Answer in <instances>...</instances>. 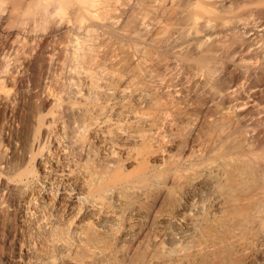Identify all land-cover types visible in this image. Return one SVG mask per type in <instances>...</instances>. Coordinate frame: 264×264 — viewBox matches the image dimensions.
I'll list each match as a JSON object with an SVG mask.
<instances>
[{"label":"bare ground","instance_id":"bare-ground-1","mask_svg":"<svg viewBox=\"0 0 264 264\" xmlns=\"http://www.w3.org/2000/svg\"><path fill=\"white\" fill-rule=\"evenodd\" d=\"M71 1L37 3L52 15ZM10 4L0 0V33ZM183 30L169 38L171 55L163 67L170 84L161 86L166 97L149 83L161 75L152 69L141 78L135 71L134 65L147 60L141 44L136 64V54L123 55L103 38L102 59L119 73L110 87L82 88L90 104L69 102L46 113L47 107L37 104L30 137L20 124L10 157L0 156V256L9 253L18 264H264V119L250 123L238 109L231 117L233 107H209L191 90L178 91L184 79L198 90L216 89L222 51L219 43L201 48L202 54L185 52L192 43L175 36ZM1 36L0 70L7 72L9 44ZM19 39L13 42L19 45V65L7 72L12 82L0 81V103L24 80L15 74L25 63L27 42ZM260 56L261 66H241L237 74L238 81L251 83L243 100L264 94V49ZM66 59L81 64L94 57L81 45ZM172 86L181 100L173 101ZM68 90L62 91L76 94L72 86Z\"/></svg>","mask_w":264,"mask_h":264},{"label":"rangeland","instance_id":"rangeland-1","mask_svg":"<svg viewBox=\"0 0 264 264\" xmlns=\"http://www.w3.org/2000/svg\"><path fill=\"white\" fill-rule=\"evenodd\" d=\"M91 1L94 6L89 7L88 4L72 0L63 11L48 15L38 5L37 0H10V13L7 11L2 14L5 17L3 24L5 27L3 32H1L2 36L6 37L5 40L7 39V45H10L6 49L8 53L5 51L10 56V58L5 60L10 69L8 71H14L19 65L15 61V55H17V49L19 48L15 39L21 38L23 42H27V45L24 43L23 58L25 59V63L15 72L17 76L20 75L17 78L24 80L20 85L17 84L12 88L16 94L12 90L10 92L9 99L12 97L11 100H15V102L12 103L9 99H2L0 103V156L5 153V155L10 157L11 151L15 146V142L13 141L15 140V133L18 132L20 124L27 126L26 136L30 137L33 131L34 108L37 104L47 107L45 113L52 107L64 106L69 102L90 104V100L88 101L83 96L84 91H82V88L97 86L98 88L108 89L110 87V80L117 78L119 73L116 70L117 67L110 65L109 61L102 59L103 52L105 51V45H102L101 42L103 38H110L112 42L116 43L115 49L121 51L123 55L127 53L136 54L135 58H138L139 55L137 54L139 52H135L136 47L141 44L140 46H143L146 50L144 52L143 49L144 53H141L147 59L146 62L149 63H144L145 65L147 64L146 67H144L145 65H134L135 71L136 73H142V75L139 73L141 78L145 77L146 71H152V69L154 73L161 75L163 80L159 79L157 81V79H154V82L151 81L149 83L152 87L155 86L154 88L157 89L159 96L163 95L164 97L167 95V89L162 90V87L170 84V82L169 74L166 75L168 72H164L163 66L171 55V51L168 49L169 38L174 32H178L180 28L185 29L182 33H176L177 35L175 34V36H179L180 41L190 40L192 44L191 47H188L187 51L185 50L187 53L202 54L201 48L204 50L210 45L220 43L222 51H220L217 60V73L213 77V79H217L214 81H218L216 89H212L208 85L207 89L198 90L199 87H195L191 83L192 81L190 82L185 79L183 80L184 85L180 84L176 88L178 91L182 88L189 89L193 92V95L196 94L195 96L197 97H204L208 101L207 105L209 107L219 105L221 107H233L229 111L232 112L229 114L231 117L235 115L234 109H238L246 115L250 123H256L264 119V94L260 96L253 94V96L243 100L241 97L248 94L247 91L250 89L251 83L248 84L249 82L245 80L244 83L243 81H238L241 66H245L243 68L245 69L247 66L255 68L262 65V57L260 55L264 49V29L262 26L264 15L261 10L264 9V5L252 4L253 0H246V2L244 0ZM200 1L202 3L199 4ZM202 7H205L207 10L202 9ZM88 8L89 11L86 10ZM52 9L53 6H50L49 10L51 11ZM94 15L100 17L96 19ZM18 19L21 20V24L16 23ZM208 24L210 25L208 26ZM197 30L200 32L197 33ZM206 33L211 36H205ZM143 34H149L146 36L147 38H145L144 42L142 40ZM138 40L142 41V43ZM201 40H205V42L201 43ZM251 40H255L256 44L249 46ZM14 41L16 43L13 45ZM77 42L79 43L75 45ZM197 42H200L198 45L202 44V46L199 47ZM203 43L205 48L203 47ZM258 43L261 46H258ZM81 45L91 50L94 60L81 64L69 63L66 56L72 54L73 49ZM31 49L33 50L31 51ZM132 56L131 58H133ZM137 58L135 60L136 64L138 63ZM33 61L36 63L33 64ZM138 69L139 72H137ZM2 70H0V81L3 82V80L8 78V82H12V79H10L12 72L7 73L8 71ZM178 80L180 78L174 79L175 85L179 83ZM70 86L76 91V94L71 96L67 92L62 91L70 92L68 90ZM170 88L168 91L173 94L172 90L174 87ZM212 94H217V97ZM167 99L171 100V98ZM172 99L173 101L181 100V96H177L175 93L172 95ZM33 102L35 103L33 104ZM15 105L18 107L16 122L14 113L12 112ZM22 112L25 113L24 116ZM2 169H4V166H2ZM3 195L7 196V191ZM2 255L0 256V264H18L17 259L13 258L11 254H6L5 258L4 253Z\"/></svg>","mask_w":264,"mask_h":264}]
</instances>
